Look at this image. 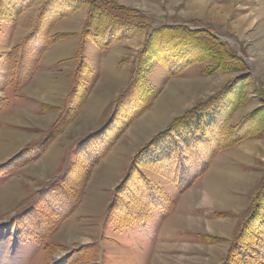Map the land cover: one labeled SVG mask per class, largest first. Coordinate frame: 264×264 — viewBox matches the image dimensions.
I'll use <instances>...</instances> for the list:
<instances>
[{"label": "rangeland", "instance_id": "374dc122", "mask_svg": "<svg viewBox=\"0 0 264 264\" xmlns=\"http://www.w3.org/2000/svg\"><path fill=\"white\" fill-rule=\"evenodd\" d=\"M103 1L138 33L108 45L88 4L0 0V264H264V0ZM162 24L195 31L189 66L162 62L183 37Z\"/></svg>", "mask_w": 264, "mask_h": 264}, {"label": "trees", "instance_id": "16d2710c", "mask_svg": "<svg viewBox=\"0 0 264 264\" xmlns=\"http://www.w3.org/2000/svg\"><path fill=\"white\" fill-rule=\"evenodd\" d=\"M58 1H62V0H58ZM64 1L65 0H63V2ZM68 1L71 2V5L75 6L74 9H78L83 4L90 5V8H89V16H88V20L86 22V29L84 30V33H83V36L84 37L87 36V35H91L92 34V31L91 30H93V28H94V32L96 34L98 32H99V34L101 33L103 39L104 40L105 39L107 40V42H104V43L109 45L113 41L114 38H115L114 40H117L119 37L120 38H125V37H128L130 35H134V34H137L138 33L137 28L139 26L137 24L132 23L131 22L132 20H129V19H126V20H124V19H122V20L121 19H118L117 18L118 16L114 15L112 12L103 10L104 8H102L100 6L98 7L97 3H95V2L106 3V1H103V0H99V1L93 0V1L90 2V4L86 0H68ZM108 4H110V3H108ZM122 8L128 10L129 12H131L132 13L131 15L133 16V18H136V16H138V14H139V11H137V10L130 9V8H125V7H122ZM59 14H61V13L59 12ZM185 27L188 28L187 31H183L182 30V28H183L182 26H177L175 24L174 25H167V24L160 25V30L170 29L168 32H172L174 35H179V33H180V35H183V37H179V39L178 38L177 39H174V38L171 39V41H174L173 42V45L176 44L177 47L179 46L178 49H173L175 47H167V45L165 47H162L161 48L162 51H160V52L163 53V54H165L164 55L165 56V59L162 58L161 60L167 66H168V64H170V63H168L170 59L173 60V59L180 58V59H178V64L181 65V68L183 66L184 67H187V66L190 65L191 62H194L195 61V59H193V58L196 57V54L194 56L192 54L194 53V49L197 50L196 47H197L198 39H197L196 35L194 34L195 31L190 30L189 27H187V26H185ZM53 40H54V38H53ZM49 45H50V43H49ZM201 46L204 48V46L202 44H201ZM147 50H148V46H147L146 51ZM176 53H181L183 55H180V56L177 57L176 56ZM186 55H188L189 57L186 58ZM19 63H20V61H19ZM13 75H14V73H13ZM76 80H77V78L74 79V88H75V85H76L75 84ZM129 87L130 88H133V85L132 86H129ZM129 87H128L127 90H129ZM73 91L70 93V96L73 93ZM77 94H78V92H76L74 94L75 97L77 96ZM196 113L197 112L194 113L195 114L194 117L192 116V117L188 118L186 121L192 120V119L199 120L200 115H199V113L198 114H196ZM251 114H254V113H251ZM247 118L248 119H246V118L243 119V123L244 122L245 123L248 122L249 129H251V131L249 130L250 132L248 131L247 133H245L246 130H248L247 125H245L246 126L245 128H244V126H242L243 124H241L240 126L236 127L235 129L237 130V129H239L242 126V128L244 130L242 132L239 131V133H236V132L233 133L234 135L235 134H238V136H239L237 138L236 142H239V141L245 139L247 136H249V134L253 130V127L255 126V125H253L254 122L252 123V115H249ZM66 120H67V116L66 117H63L58 122H55L52 125V127H50V129L48 130L47 134L45 135L46 137L40 142V144L36 143V145L28 146L27 148L23 149L22 154H25V152L26 153H29L28 154V157L29 158H34V157L38 156L39 153L41 152V151H38V150L39 149L41 150V149L46 148L47 144L50 143V139L53 136H55L56 132H59L61 130V126L63 125L64 121H66ZM226 121L227 120H225V122ZM225 122H223V126L221 124H220V126H218L219 129H220V131L222 130V128H223V131L226 130V128L224 126V123ZM250 126H252V128H250ZM219 129H218V131H219ZM227 135H229V134H227L226 132H224L220 139L216 138V141L219 140L220 144L218 145V147H216V149L214 150V152H216L217 150H222V149L226 148L227 146L233 144V143H231V144H223V141L225 140V138L227 137ZM161 138H162V136H161ZM145 149L143 151H145ZM176 150L180 154V151H179V149H178L177 146H176ZM95 151L99 152V156H100V151L101 150L99 149V151H98V149H96V150H94L93 154L91 153L89 155V157L92 156V155H94ZM14 161L15 160L13 159L11 161V163H14ZM8 163H10V162H6V163L2 164L1 167L2 168L4 167V169L2 170L0 168V171L1 172H4V170L6 169ZM176 163H177L176 164V167L177 168L178 167H182L184 165V158H183L182 155H181V157H179L178 162H176ZM14 164H16V163H14ZM178 182L181 183V184H184L185 183V187L183 188V189H185L191 183V179L189 180V182L188 181H184L182 183L180 180H178ZM122 184L123 183H121L117 187H120ZM149 184L151 185V183H149ZM151 189H152V187H151ZM48 190H50V189H48ZM48 190H45L44 192L46 193ZM115 192H116V196H117V193H118V195H120V192L118 190H116ZM49 194H50V192H49ZM259 194H260V196H259L258 201L259 200L260 201L259 202L257 201V198L258 197L255 199L256 200L255 201V203H256L255 204V209H254V211H253L252 216L250 217V219H255V218H258L259 217L260 221L264 225V219H263L264 218V215H263L264 214L263 213L264 212V188L259 192ZM153 195H155L154 192L152 193V196ZM47 196H49V195H47ZM47 196L46 195L42 196V199L44 198V200L45 199L47 200L48 199ZM47 201H50V200L48 199ZM56 208L57 207H55L53 209H56ZM157 210H163V211H165L163 205L159 206L157 208ZM56 211H57L56 212L57 213L56 215L59 217L58 220H61L62 221L67 216V214L65 215V213H61L58 210H56ZM253 233H255V232H253ZM29 240H34L39 245H42V242L39 240L38 237H35V236L34 237H30ZM44 245H46V244H44Z\"/></svg>", "mask_w": 264, "mask_h": 264}, {"label": "bare ground", "instance_id": "6f19581e", "mask_svg": "<svg viewBox=\"0 0 264 264\" xmlns=\"http://www.w3.org/2000/svg\"><path fill=\"white\" fill-rule=\"evenodd\" d=\"M200 4V3H199ZM201 4H202V1H201ZM204 6V5H203ZM200 7V6H199ZM193 8V7H192ZM197 8H198V6H197ZM194 9V8H193ZM202 10H204V9H202ZM199 11V10H198ZM190 47V46H189ZM198 49V48H197ZM197 51V50H196ZM206 52V51H205ZM30 86V85H29ZM33 87V86H32ZM32 87H30V90H31V92L32 93H37V91L35 90V89H33ZM10 105V104H9ZM61 117V116H60ZM188 196H190V194H187L186 195V199H187V197ZM204 197H203V200H204V202H209L210 201V199H211V197L210 196H208L207 194L205 195H203Z\"/></svg>", "mask_w": 264, "mask_h": 264}]
</instances>
